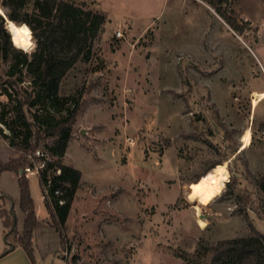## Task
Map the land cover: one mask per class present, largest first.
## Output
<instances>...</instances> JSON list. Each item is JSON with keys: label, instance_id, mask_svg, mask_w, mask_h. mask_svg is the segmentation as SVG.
I'll return each mask as SVG.
<instances>
[{"label": "rangeland", "instance_id": "1", "mask_svg": "<svg viewBox=\"0 0 264 264\" xmlns=\"http://www.w3.org/2000/svg\"><path fill=\"white\" fill-rule=\"evenodd\" d=\"M66 1L103 12L106 17L104 32L92 43L89 61L81 57L60 86L63 97L80 99L83 104L67 150L70 146L68 158L77 160L82 154L76 149L87 152L90 160L84 162V170L92 184L81 186L66 226L60 227L62 246L53 227H40L34 232L35 264H186L183 257L193 255L201 241L216 244L250 237L254 235L251 225L264 234V216L257 211L263 194L252 184L264 175V122L255 120L253 134L245 130L253 103L238 92L264 87V0H229L221 7L236 21L237 35L212 12L205 11L207 19L212 16L213 32L207 36V45L213 51L208 50L209 55L200 61L175 56L189 46L196 57L203 56L196 36L188 44L182 31L172 27L159 30L163 0H95L97 6L91 0ZM3 2L0 0V6ZM236 4L247 21L235 12ZM33 8L34 0H28L21 16L31 14ZM3 10L6 15L8 10ZM181 25L183 30L193 29L184 22ZM118 31L123 32V39L117 38ZM10 42L27 55L29 63L37 50L34 35L29 51L16 46L12 39ZM23 59L14 51H9L6 59L0 58V115L17 132L22 129L12 124L15 99L5 95L2 86L10 68ZM223 66L213 86H218L222 103L231 101L228 108L232 114L227 122L217 114L209 83L205 82ZM22 67L20 88L30 92L31 79ZM224 82L236 92L231 94L222 87ZM42 114L45 116V111ZM226 132L238 146L236 159ZM246 134L251 135L253 143L240 153ZM4 135L11 139V132L0 123V136L9 144ZM53 142L42 141L39 150L48 152L46 147ZM13 154L17 155L15 159L21 157L0 139V161L6 162ZM225 160L228 162L222 165L228 167L231 177L223 194L216 197L206 182L214 169L203 176L214 162ZM30 163L28 157L17 174L20 176ZM52 175L49 171L47 177L52 179ZM29 185L35 205L45 208L40 177L30 176ZM1 187L8 189L12 199L16 193L18 210L14 176L3 177ZM246 192L252 201L244 208L239 195ZM46 200L51 206V211L46 207V221L53 226L54 200ZM16 219L17 230L24 227L20 208ZM2 234L0 222V244H6ZM210 259L211 254L204 263Z\"/></svg>", "mask_w": 264, "mask_h": 264}, {"label": "trees", "instance_id": "2", "mask_svg": "<svg viewBox=\"0 0 264 264\" xmlns=\"http://www.w3.org/2000/svg\"><path fill=\"white\" fill-rule=\"evenodd\" d=\"M203 1L209 4L234 30L237 29L236 21L229 18L221 9L224 4L229 3V0ZM27 4L28 0H4L1 4L3 9L8 10L7 19L21 26L32 42L34 35L37 50L28 63L27 55L11 44L12 34L7 31L6 20H3L0 15V58L6 59L9 51L16 52L17 58H24L10 68L7 74L8 80L5 86H2L5 95L15 99L13 109L15 116L12 124H18L22 131L17 132L11 123L4 121L3 115H0V123L11 132V139L7 135L4 137L10 140V147L21 154V157L7 164L0 161V174L18 173L19 169L27 164L28 157L36 154L42 141L54 140L52 145L46 147L53 159L47 163L42 172L40 183L43 186L47 182L49 171L54 173L58 169L61 170L59 176L52 175L50 197L54 200L52 219L55 223L52 227L59 234L62 246L64 238L60 227L66 226L81 181V172L65 165L63 158L71 135L78 127V117L83 104L80 99L70 100V97H63L60 86L63 78L81 57L85 62L89 61L92 43L99 34L104 32L106 17L66 0H34L33 12L31 14L26 12L21 16L20 13L25 10ZM20 65L23 66L22 68L25 67V75L31 79L30 92L20 88L24 78V71L19 69ZM180 68L179 65V71ZM44 111L45 116L42 114ZM55 114L61 117L56 119ZM225 135L232 142L230 147L236 159L239 156L236 153L238 146L233 142L231 133L226 132ZM223 162L227 160L220 163L214 162L203 178L215 168L213 166L222 165ZM252 184L263 194L257 211L264 216V175L254 180ZM19 186L21 210L26 215L24 230L21 234L17 230L15 213L7 210V200L0 194V219L4 227L6 243V248L0 257L21 247L30 262L35 264L33 235L37 224V212L31 195L29 178L20 175ZM56 192L60 194L56 195ZM239 200L244 208H247L252 201L248 192L243 196L239 195ZM60 202L63 204L61 205ZM45 203L51 211L49 201L45 200ZM241 210L240 208L238 211ZM251 229L254 235L250 237L221 240L216 244L201 241L195 253L185 255L183 260L186 264H264V234L252 225ZM209 254H211L210 262L204 263Z\"/></svg>", "mask_w": 264, "mask_h": 264}, {"label": "crops", "instance_id": "3", "mask_svg": "<svg viewBox=\"0 0 264 264\" xmlns=\"http://www.w3.org/2000/svg\"><path fill=\"white\" fill-rule=\"evenodd\" d=\"M91 1L93 3H95V5L97 6L95 0H91ZM236 5H237V9L235 8V12H237V14L238 13L240 14V16H239L240 19L247 21V17H245L243 15L241 9L238 8V4H236ZM98 11H100V10H98ZM205 11L208 13L212 12L215 15L217 20H219L220 22L225 24L230 30H232V32L235 35H237V33L234 31V29L221 16H219L217 14V12L215 10H213V8L209 4H207L203 0H163V5L161 8V12L159 14V17H161L159 30L161 27L162 28L167 27L168 29L172 27V30L182 31L184 33V37H186V39L184 38L186 40L185 42L188 44L191 41V38L196 36L199 40V43L197 45L198 51H199V53H201L200 55L203 54V56H200V57L197 56L196 57L194 50L191 51L192 49H190V46H189L188 48L183 47V50L181 49V52L176 53L175 56H187V57H190V58H193V59L200 61L201 57L206 58L209 55L208 54L209 51H213L210 48V46L207 45V36L213 32V27H212V23H211L212 16L207 19ZM101 13L103 15H105L103 12H101ZM201 14L203 15V17H200L199 19L195 17V16L201 15ZM196 19L198 20V24H197L198 27L195 26V23L197 21ZM110 20L111 19H109V17H108L107 24H109V25H110V23H109ZM182 22H184L187 27H193V29L191 30L190 28H184L185 30H183V27L181 25ZM151 24H148L145 27L148 28ZM158 24H159V22L157 23V25ZM159 30H157V32ZM258 43H256V44H258ZM222 71H224V66H223V68H221V70L217 71L216 74H214L213 76H211L209 78H206L205 82L209 83V86H207V85L206 86L209 89L211 101L217 109V114L219 115V117L221 119H224L227 122V120H229L230 114H232V111H230L228 108V104H229L228 102H231V101H226L225 103H222L219 99V96H218V89H219L218 86L216 85L217 86L216 88L213 86L214 83H218L215 80L222 73ZM221 86L226 87L227 91L230 92L231 94L233 92H236L235 88L232 87L228 82H224L223 84H221ZM221 86H219V87H221ZM238 92H239V95H241L242 97L250 98L253 101V100H255L257 95L264 94V87L257 85V88H254L252 90H248V89L243 88L242 90H240ZM262 106H264V100H262V102H260L257 107H254L252 105V108L251 107L249 108L250 114H249L248 118H246L247 124L244 126V128H245V130L246 129L249 130V132L252 131V134H253V128H254L255 120L258 119L259 121L264 122V107H263V109H261V112L258 114V109L261 108ZM254 112H255V116H254ZM246 119H244V120H246ZM80 121L83 122L82 115H81ZM0 139L4 143H6L10 149H12L10 147V145L1 136H0ZM252 143H253V140H252ZM12 150H14V149H12ZM70 150H71V147L69 146L67 153H66L65 162L67 163V165H70L74 169L81 172L80 186H79V189L77 191V197H79L80 193H81V186L86 182L88 184L91 183L87 179V174H86V171L84 170L85 169L84 168V162L86 160H87V162H89L90 159L88 157V154H86L87 152H83V151H80L78 149H76V153L80 152L82 154L81 159L77 160L76 158H73V159L68 158V156L70 157V153H71ZM16 156H17L16 154H13V156L10 157V159H8L6 162H4V164L9 163L11 160L15 159ZM6 175L14 176L15 181L17 182L18 194H19L18 203H19V208H20V212H21V217L23 218L22 222H23V224H25L26 215L21 210V191H20V186H19V175L17 173H15V172H3L0 174V194L3 197H5L7 200V209L10 212L13 211L16 214L15 216L17 217V212H19V208H18V210H16V206H17V199H15L16 193L15 194L13 193L14 194L13 197L15 199L14 200L10 197V193H9L8 189L1 187V180ZM29 179H30V177H29ZM40 185H41V183H40ZM41 199H42V196H41ZM43 203H44L45 208L38 206V205L37 206L35 205L36 206V212H37V224L35 227V231H37L40 227L41 228H48L50 226L52 228V226L48 223V221H46L48 216H49L48 215L49 213H48V210L46 208V204H45L44 200H43ZM44 209H45V212H42ZM43 213H44V216H43V220H42ZM0 222L2 223L1 219H0ZM23 230H24V227H22L21 229H18V232L21 234L23 232ZM2 232H3L2 235L4 236L3 224H2ZM56 234L58 235V241L61 245L60 236L57 233V231H56ZM3 240L5 241V236L3 237ZM5 248H6V244L1 242V244H0V255L2 254V252L4 251ZM0 264H32V263L30 262L29 258L27 257V255L23 251V249L21 247H17L10 254H8L4 257H0Z\"/></svg>", "mask_w": 264, "mask_h": 264}, {"label": "bare ground", "instance_id": "4", "mask_svg": "<svg viewBox=\"0 0 264 264\" xmlns=\"http://www.w3.org/2000/svg\"><path fill=\"white\" fill-rule=\"evenodd\" d=\"M0 15L5 17L7 23V29L13 36V42L16 46L23 48L26 51L31 50L33 47V42L29 39V37L23 32L21 26H18L14 22H11L7 19L3 8L0 6ZM264 99V94L257 95L255 100L252 101L258 105L261 100ZM252 145V138L251 135L246 134L242 137V145H241V152L246 151ZM34 176V175H33ZM230 172L228 167L224 165H218L214 168V170L206 177L207 185L216 193V197L219 194H223L225 189V184L230 181ZM200 213V212H199Z\"/></svg>", "mask_w": 264, "mask_h": 264}, {"label": "built area", "instance_id": "5", "mask_svg": "<svg viewBox=\"0 0 264 264\" xmlns=\"http://www.w3.org/2000/svg\"><path fill=\"white\" fill-rule=\"evenodd\" d=\"M118 39H123L124 34L122 31H118L116 33ZM52 161L51 154L47 151L38 150L36 154L31 157V163L28 167H25L20 171V175H25L27 178L30 176L41 177L42 172L46 168L48 162ZM61 174V170L58 169L54 172V175L59 176ZM52 187V180L47 177V182L42 186L43 196L42 199L45 201L46 199L50 200V190ZM59 192H56V195H59ZM62 205L63 202H60Z\"/></svg>", "mask_w": 264, "mask_h": 264}, {"label": "water", "instance_id": "6", "mask_svg": "<svg viewBox=\"0 0 264 264\" xmlns=\"http://www.w3.org/2000/svg\"><path fill=\"white\" fill-rule=\"evenodd\" d=\"M5 18V17H4ZM7 29V28H6ZM12 39V38H11Z\"/></svg>", "mask_w": 264, "mask_h": 264}]
</instances>
